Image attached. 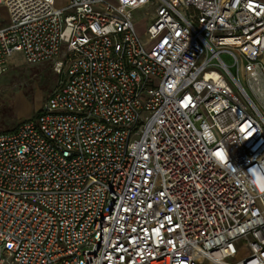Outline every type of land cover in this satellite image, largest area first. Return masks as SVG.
<instances>
[{"label":"built area","instance_id":"obj_1","mask_svg":"<svg viewBox=\"0 0 264 264\" xmlns=\"http://www.w3.org/2000/svg\"><path fill=\"white\" fill-rule=\"evenodd\" d=\"M56 2L0 0V75L63 74L0 132V264H264V0Z\"/></svg>","mask_w":264,"mask_h":264},{"label":"rangeland","instance_id":"obj_2","mask_svg":"<svg viewBox=\"0 0 264 264\" xmlns=\"http://www.w3.org/2000/svg\"><path fill=\"white\" fill-rule=\"evenodd\" d=\"M63 1L57 0L56 4L59 5ZM151 10V8L147 11L141 9L134 13L136 18L135 27L138 34H142L151 23ZM6 20V9L0 6V26L4 25ZM221 57L228 65L233 62L231 56L227 53H222ZM230 68L235 74V68L232 66ZM62 77V73H56L53 70L51 62L26 64L22 54H14L10 59L9 68L0 75V132L11 130L20 121L35 116L42 102L50 91L57 86L58 81ZM240 81L248 90L256 105L264 113L260 103L264 102V95L260 97L262 101L258 100L251 94L242 75ZM233 88L236 90L235 87ZM246 250L243 245L237 257L245 254Z\"/></svg>","mask_w":264,"mask_h":264},{"label":"clouds","instance_id":"obj_3","mask_svg":"<svg viewBox=\"0 0 264 264\" xmlns=\"http://www.w3.org/2000/svg\"><path fill=\"white\" fill-rule=\"evenodd\" d=\"M201 136L206 140L213 139V133L208 126H203V131ZM256 159V158H255ZM223 166V165H222ZM234 173L236 172H244L232 164L228 163L227 165ZM247 176L250 177V183L257 188L264 189V161H258L256 166H253L248 169L246 172Z\"/></svg>","mask_w":264,"mask_h":264},{"label":"trees","instance_id":"obj_4","mask_svg":"<svg viewBox=\"0 0 264 264\" xmlns=\"http://www.w3.org/2000/svg\"><path fill=\"white\" fill-rule=\"evenodd\" d=\"M12 130V129H11Z\"/></svg>","mask_w":264,"mask_h":264}]
</instances>
